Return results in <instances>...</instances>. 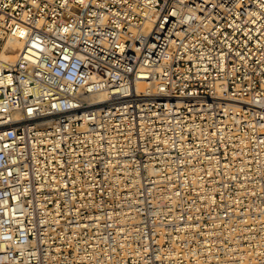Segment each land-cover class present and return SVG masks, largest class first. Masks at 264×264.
I'll return each instance as SVG.
<instances>
[{"label": "built area", "instance_id": "2783aa9c", "mask_svg": "<svg viewBox=\"0 0 264 264\" xmlns=\"http://www.w3.org/2000/svg\"><path fill=\"white\" fill-rule=\"evenodd\" d=\"M0 264H264V0H0Z\"/></svg>", "mask_w": 264, "mask_h": 264}, {"label": "bare ground", "instance_id": "6f19581e", "mask_svg": "<svg viewBox=\"0 0 264 264\" xmlns=\"http://www.w3.org/2000/svg\"><path fill=\"white\" fill-rule=\"evenodd\" d=\"M12 44H14L15 46H17V47H19V48L21 47V45H20L19 43H13V42H12ZM2 57H3V60H14V57H15V56H10V57H9V56H7V55H3ZM150 168H151V169H154L153 167H150Z\"/></svg>", "mask_w": 264, "mask_h": 264}]
</instances>
